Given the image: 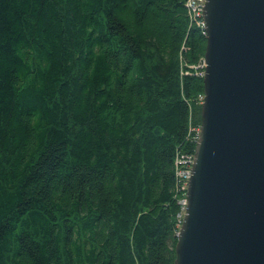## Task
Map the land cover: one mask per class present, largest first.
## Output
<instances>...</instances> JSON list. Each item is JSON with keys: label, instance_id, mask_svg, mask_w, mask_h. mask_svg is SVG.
Listing matches in <instances>:
<instances>
[{"label": "trees", "instance_id": "trees-1", "mask_svg": "<svg viewBox=\"0 0 264 264\" xmlns=\"http://www.w3.org/2000/svg\"><path fill=\"white\" fill-rule=\"evenodd\" d=\"M187 0H0V264H175L206 35Z\"/></svg>", "mask_w": 264, "mask_h": 264}, {"label": "water", "instance_id": "water-1", "mask_svg": "<svg viewBox=\"0 0 264 264\" xmlns=\"http://www.w3.org/2000/svg\"><path fill=\"white\" fill-rule=\"evenodd\" d=\"M204 100L175 264H264V0H206Z\"/></svg>", "mask_w": 264, "mask_h": 264}, {"label": "built area", "instance_id": "built-area-1", "mask_svg": "<svg viewBox=\"0 0 264 264\" xmlns=\"http://www.w3.org/2000/svg\"><path fill=\"white\" fill-rule=\"evenodd\" d=\"M187 1L191 2L192 7H194L195 16H197L198 18V23L201 24V26L206 29V25L203 18L204 5L206 0H187ZM190 68L195 70L196 74L199 77L204 78L206 65H203L201 61L196 66H191ZM203 100H204V96H199L198 102L200 105H202ZM189 132L191 134L192 141L197 143L200 135V127L198 128L191 127L189 129ZM175 158H177L178 160V188L182 192L181 198H179L177 201V204L180 207V212L178 213L177 218L179 224L181 225L184 212L187 206V186H188V181L191 177L192 166L194 163V153L181 152L178 153Z\"/></svg>", "mask_w": 264, "mask_h": 264}, {"label": "bare ground", "instance_id": "bare-ground-1", "mask_svg": "<svg viewBox=\"0 0 264 264\" xmlns=\"http://www.w3.org/2000/svg\"><path fill=\"white\" fill-rule=\"evenodd\" d=\"M186 7L188 8L189 13H190V15H191V20H192L195 24H197L199 27H201L203 33L206 35V29H205L204 27H202L201 24L198 23V18H197V16H195L194 7H192L191 2H188V1H187V2H186ZM202 64H203V65H206V61L204 60V61L202 62ZM176 176H177V179H178V160H176ZM188 183H189V181H188ZM187 188H188V186H187Z\"/></svg>", "mask_w": 264, "mask_h": 264}]
</instances>
